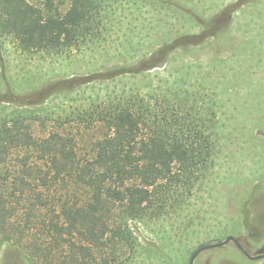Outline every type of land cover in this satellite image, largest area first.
Here are the masks:
<instances>
[{
  "label": "trees",
  "instance_id": "16d2710c",
  "mask_svg": "<svg viewBox=\"0 0 264 264\" xmlns=\"http://www.w3.org/2000/svg\"><path fill=\"white\" fill-rule=\"evenodd\" d=\"M103 2L44 0L39 6L0 0V38L31 53L85 47L102 38ZM245 4L248 0H240L224 12ZM216 34L205 31L186 44L164 46L151 61L161 51L166 59L145 71L165 68L171 53L199 47ZM137 66L107 74L139 75L143 71L134 72ZM163 83L151 93L133 90L97 100L59 123L60 128L76 123L87 131L104 130L88 156L61 131L36 137L25 119L0 121V250L17 247L28 264L137 261L133 224L165 219L187 205L214 174L228 140L229 115L216 91L183 79ZM255 198L251 194L240 211L243 227L255 226Z\"/></svg>",
  "mask_w": 264,
  "mask_h": 264
},
{
  "label": "rangeland",
  "instance_id": "374dc122",
  "mask_svg": "<svg viewBox=\"0 0 264 264\" xmlns=\"http://www.w3.org/2000/svg\"><path fill=\"white\" fill-rule=\"evenodd\" d=\"M101 1L102 38L85 47L31 53L0 38V121L25 119L36 137L61 131L88 156L105 132L76 123L60 128L72 113L133 90L151 93L164 81L208 85L230 117L224 121L228 140L214 174L176 214L133 224L140 251L134 264H190L191 253L231 236L252 256L264 254V0H248L230 14L224 11L240 0ZM205 31L217 34L199 47L171 53L165 68L145 71L166 59L161 51L151 61L164 46L186 44ZM134 65V72H143L128 74ZM117 67L128 73L107 74ZM251 194L257 195L251 213L255 226L243 227L240 211ZM0 264L28 263L21 249L5 245ZM195 264L260 263L231 243L202 253Z\"/></svg>",
  "mask_w": 264,
  "mask_h": 264
},
{
  "label": "water",
  "instance_id": "95a60500",
  "mask_svg": "<svg viewBox=\"0 0 264 264\" xmlns=\"http://www.w3.org/2000/svg\"><path fill=\"white\" fill-rule=\"evenodd\" d=\"M233 243L238 250H240L249 260L251 261H261L264 260V254L257 255V256H252L242 245V243L239 241L238 238L235 236L228 237L224 241H220L218 243L214 244H208L200 247L192 256L190 264H195L196 259L204 252L210 251V250H215V249H220L223 248L229 244Z\"/></svg>",
  "mask_w": 264,
  "mask_h": 264
}]
</instances>
